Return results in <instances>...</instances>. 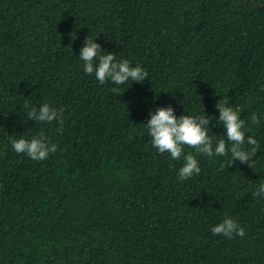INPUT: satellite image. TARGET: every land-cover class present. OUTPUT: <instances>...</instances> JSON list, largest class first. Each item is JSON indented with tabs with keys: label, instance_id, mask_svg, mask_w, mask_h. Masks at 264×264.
<instances>
[{
	"label": "trees",
	"instance_id": "16d2710c",
	"mask_svg": "<svg viewBox=\"0 0 264 264\" xmlns=\"http://www.w3.org/2000/svg\"><path fill=\"white\" fill-rule=\"evenodd\" d=\"M89 36L148 80L86 74ZM223 99L260 117L252 167L201 154L181 181L183 157L152 146L151 113L208 115L215 141ZM45 102L64 109L62 133L28 119ZM41 131L55 154L14 151ZM262 182L264 0H0V264H264ZM225 217L246 235H214Z\"/></svg>",
	"mask_w": 264,
	"mask_h": 264
},
{
	"label": "clouds",
	"instance_id": "9594fccd",
	"mask_svg": "<svg viewBox=\"0 0 264 264\" xmlns=\"http://www.w3.org/2000/svg\"><path fill=\"white\" fill-rule=\"evenodd\" d=\"M97 37V36H96ZM96 37H87L80 50L79 59L83 62L84 71L95 76L100 84L110 80L115 85H123L129 80L143 83L148 80L149 72L140 65L132 66L129 60H116L115 53L105 52L102 45L96 42ZM98 61V63H97ZM117 91V89H113ZM220 112L219 122L226 130V136L214 141L209 135L211 121L208 115H183L177 117L172 106L160 107L151 113V118L146 124L151 143L161 154L169 153L173 160L184 159L183 166L179 169L181 181L199 175L201 168L198 155L207 157L225 156L231 154L229 165L237 161L246 163L254 157L260 145L254 135H247L252 126L259 124L260 117L252 113L248 118H241L238 108L229 106V101L223 99L216 105ZM63 108H57L49 103H43L39 108L32 107L28 119L44 124L57 122V131H63ZM15 152L26 154L34 161H43L51 154H55L58 145L51 142L43 131L31 139L24 137L11 141ZM185 147L195 150V153L185 154ZM223 168V165L221 166ZM257 197L264 194V182L260 183L253 193ZM264 198V197H262ZM214 235H222L228 239L234 236L243 238L245 229L234 219L225 217L222 222L212 228Z\"/></svg>",
	"mask_w": 264,
	"mask_h": 264
}]
</instances>
